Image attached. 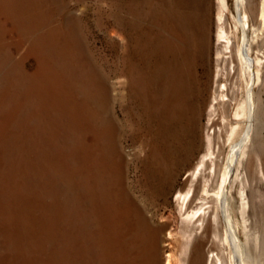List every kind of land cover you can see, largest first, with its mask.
Instances as JSON below:
<instances>
[{"label": "bare ground", "instance_id": "bare-ground-1", "mask_svg": "<svg viewBox=\"0 0 264 264\" xmlns=\"http://www.w3.org/2000/svg\"><path fill=\"white\" fill-rule=\"evenodd\" d=\"M14 1L23 8L27 21L36 14V23H29L44 29L38 60L53 72L48 79L54 81L60 96L58 110L70 115L66 122L76 157L71 167L69 210H65L64 201L58 202L59 208L51 206L53 216H43L40 195H29L24 201L21 229L13 233L14 241H21L29 231L43 237L50 233L46 225L51 224L54 264H160L161 251L172 247L165 240L175 235L168 217L167 222L152 225L153 214L143 202L166 203L168 190L183 177L186 190L178 191L174 198L180 217L182 258L175 260L168 253L163 264H261L243 251L229 197L238 181L246 230L248 179L239 178L237 171L255 135L254 91L263 82L264 71V0H254L252 10L246 9L247 0H234L231 30L223 11L217 14L212 71L207 0H99L96 25L117 37L120 86L116 101L135 129L138 155L143 152L140 158L131 155L138 174L132 182L124 177L123 159L114 142L111 91L104 80L93 85L79 70L74 72L73 81L69 80L70 72L65 69L78 59L73 50L82 42L80 31L87 27L84 17L74 13L84 0ZM219 2L227 9L225 0ZM247 14L257 19V25H250ZM252 44L261 59L252 56ZM90 59L89 55L88 62ZM40 68L35 69L36 75L42 73ZM202 107L206 120L200 140ZM100 119L102 129L95 126L86 143L83 138L90 136V124ZM34 132L32 127L24 129L18 141L24 146L27 143L21 146L24 167L29 163L28 150L33 151L30 141L33 143ZM30 163L28 175L30 166L37 164ZM257 165L256 172L264 180L263 166L259 161ZM29 223L33 226L27 227ZM18 250L23 253L22 244ZM16 260L17 264L28 262L26 257ZM28 264H37L36 258Z\"/></svg>", "mask_w": 264, "mask_h": 264}, {"label": "rangeland", "instance_id": "rangeland-1", "mask_svg": "<svg viewBox=\"0 0 264 264\" xmlns=\"http://www.w3.org/2000/svg\"><path fill=\"white\" fill-rule=\"evenodd\" d=\"M44 1L51 3L52 0ZM253 1L247 0L246 4L248 8L246 9L252 10ZM83 2L81 6L75 8L74 13L78 14L79 17H84V22L87 27L80 31L82 42L80 44L78 43L79 45L73 50V54L76 57L78 56V59L70 62L71 64L65 69L70 72V78L74 77V74L79 70V73L83 74L85 78L90 79V83H93V85L98 83V79H102L111 91L112 96L110 97H112L114 102V105L112 102L114 142L117 143H115L116 148L123 159L122 171L124 172V177H127L132 182L138 178V174L134 171L136 161L131 160V155L140 158L143 152L138 155V147L136 146L138 142L136 141L135 129L129 123L130 118L123 113L116 101H119L117 94L120 86L118 85L120 79L118 77V62L116 59L117 37L115 35L112 37L111 33L96 25L97 15L95 12L97 7L101 5L100 1L84 0ZM225 2L227 9L223 8L219 0H207L205 3V7L209 9V55L211 71L214 66L213 56L216 52L215 35L218 27L216 22L217 14L223 11L227 28L231 30L230 28L233 27L231 17L232 14H235L234 0H225ZM23 12L24 10L21 5L18 3L16 5L14 0H0V264H12V262L13 264H17L16 259L19 262L21 258L23 259L25 257L28 261L25 264H28L31 259L35 258L37 264H54L55 239H53V226L51 224L49 226L46 225L50 233L46 232L43 237L42 235L32 234L29 231L23 237L24 239L21 238V241H14L16 239L14 237L15 229L20 231L23 223L21 217L23 209L26 208L24 201H28L29 195L31 197L33 195H40L39 198L44 206L42 211L43 216L48 213L53 216L51 206L55 208L57 206L59 208V205H57L58 202L64 201L66 203L64 206L65 210H69L71 167L73 166V161L76 160V157L72 153V148H74L72 141L73 135L67 129V122L70 115L68 116V111L58 110L57 107L60 104H58L57 98H60V96H58L59 94L54 88V81L48 79L51 73L50 66H43L38 60V58H41L39 45L44 29L34 25L36 23V14L30 16L31 19L29 18V21H33L31 23H34L31 24L26 20ZM247 15L249 16L250 25L252 23L257 25V19H253L250 14ZM249 35L251 36V31ZM251 50L253 57L262 58L261 54L258 53L256 45L252 44ZM89 55L91 59L88 62ZM76 61H78L79 65ZM38 65H41L40 69L42 73L40 75L34 73ZM90 67L92 70H90ZM262 72L263 82L254 91L256 117L253 144L247 150L246 158L244 157L241 160L237 171L239 178L245 176L248 179V184L245 188L246 201L248 202L246 230L243 229L240 214L241 201L238 194L240 190L238 181H235L232 186L229 204L233 225L235 224V233L243 251L254 260H259L261 264H264V180L256 172L258 161L264 169V71ZM73 79L69 80L73 81ZM62 92L69 97L71 96L70 92H67V89L62 88ZM201 109L198 120L200 140L204 137V123L206 120V112L203 107ZM90 125V136L83 138L86 143L90 142L89 138L92 137L95 126L97 127L96 129H102L103 121L100 119L98 123L96 121L95 124L91 123ZM30 127L35 131L31 134L33 143L30 141L33 145H31L33 151L31 148L28 150L29 163L25 162L27 167H24V161L21 157L23 147H26L27 143L24 146L18 141L23 130H28ZM85 128H88V125H85ZM78 157L82 160V164H85L81 156ZM30 161L37 164L30 166L32 171L28 175ZM114 165L118 167L116 163ZM112 169H115V167H112ZM111 173L112 175L115 174V170H111ZM182 180L183 177L177 180L178 182L176 181L174 186L168 190L166 203L159 200L153 202V205L151 202H143L148 205L150 212L153 214L152 225L165 223V218L168 217L170 218L169 224L172 228L171 232L175 235L172 239L165 240L166 243L168 241L172 243V247H165L164 251H161L159 255L161 260L160 264H163L164 258L168 253H171L175 260L182 258L183 242L181 241V235H178L180 217L177 205L174 202L176 193L186 190L182 185ZM136 191L138 192L137 189ZM46 206H48V212ZM52 216L49 220H52ZM161 216L163 220L160 218ZM26 226L30 227L33 224L31 225L29 223ZM11 236L13 238H10ZM257 238L259 240L256 243ZM177 240H179L178 242L180 244ZM165 242L164 245L166 244ZM20 244L23 245L22 254L18 250ZM35 252L37 253L35 254ZM18 264H24V262L20 261Z\"/></svg>", "mask_w": 264, "mask_h": 264}]
</instances>
